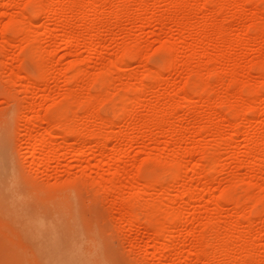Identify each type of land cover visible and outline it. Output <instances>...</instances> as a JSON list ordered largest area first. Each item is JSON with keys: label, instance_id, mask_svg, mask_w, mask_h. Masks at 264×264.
I'll list each match as a JSON object with an SVG mask.
<instances>
[{"label": "rangeland", "instance_id": "1", "mask_svg": "<svg viewBox=\"0 0 264 264\" xmlns=\"http://www.w3.org/2000/svg\"><path fill=\"white\" fill-rule=\"evenodd\" d=\"M42 1L0 0L11 180L0 185V264H60L47 247L52 235L20 205L24 179L82 190L91 211L80 213L94 222L80 221L109 241L111 264H163L161 243L182 264H205L196 256L202 238L208 264H264V0H80L91 3L88 17L98 14L92 32L78 11L60 15L70 0ZM100 24L105 33L90 45ZM170 213L179 219L172 239H155Z\"/></svg>", "mask_w": 264, "mask_h": 264}, {"label": "bare ground", "instance_id": "2", "mask_svg": "<svg viewBox=\"0 0 264 264\" xmlns=\"http://www.w3.org/2000/svg\"><path fill=\"white\" fill-rule=\"evenodd\" d=\"M44 1V0H43ZM43 1H42V3H43ZM62 0H52V2H53V4L55 3H58V2H61ZM69 1V0H68ZM103 1V0H102ZM108 1V0H107ZM36 2V1H35ZM79 2H80V0H79ZM77 0H70V3H69V5H67L66 7H65V9H60V15H65V14H68V13H70V14H74V12H76V11H78V12H76L77 14L79 13L80 15H82V18L84 19V26H85V31L86 32H92V30L94 29L93 27V25L95 24V23H97L98 22V14H94L92 17H88V11H89V8L91 7L90 5H87V4H89L90 2H88V3H84V4H81V2H83V1H81L80 3H79ZM67 3V4H68ZM91 4V3H90ZM103 4V3H102ZM40 5H42V4H40ZM104 5V4H103ZM90 6V7H89ZM92 8V7H91ZM90 8V9H91ZM39 8H37V10H38ZM42 9V8H41ZM26 10H27V8H26ZM99 10V9H98ZM80 11V12H79ZM96 12V11H95ZM98 12H100V10L98 11ZM37 13V12H36ZM38 13H41L40 11H38ZM43 13V12H42ZM35 14V13H34ZM100 14V13H99ZM103 18V17H102ZM99 19H101L100 17H99ZM31 20V19H30ZM102 20V19H101ZM100 21V20H99ZM23 22V21H22ZM22 22H21V24H22ZM101 22H103V21H100V23ZM19 23V22H18ZM31 24V23H30ZM98 24V23H97ZM99 25V24H98ZM97 25V26H98ZM104 25V24H103ZM33 27V26H32ZM8 29V28H7ZM10 32V31H9ZM103 33H105V30H103V28L101 29V24H100V27H98L97 28V30H96V32L94 33V34H92V36H91V40H90V45H92L94 42H95V40L101 35V34H103ZM221 33V32H220ZM221 35V34H220ZM72 44H78V40L76 39H74V40H67V41H65L63 44H62V48H64V49H66L67 47H69L70 45H72ZM119 60H120V58H119ZM121 61V60H120ZM169 64V63H168ZM262 72V71H261ZM105 74V73H104ZM158 74V73H157ZM42 74H40L39 76H41ZM84 76H86V75H84ZM83 75H82V77H84ZM102 76V75H101ZM42 77V76H41ZM45 78V77H44ZM46 78H47V76H46ZM40 79H42V78H40ZM89 93H90V91H89ZM91 96V98H93L92 97V95H90ZM125 98V97H124ZM123 98V99H124ZM29 101V100H28ZM27 101V102H28ZM32 101V100H31ZM126 101H127V99H126ZM87 102H89V101H87ZM19 103V102H18ZM91 103V102H90ZM11 104V103H10ZM16 104V103H15ZM31 103H30V101H29V103H28V105H26V106H28V107H30V109H32V107L31 106H29ZM89 104V103H88ZM9 105V104H8ZM7 105V106H8ZM34 105H35V103H34ZM86 105V107H87V104H85ZM92 105H94V102L91 104V106ZM12 106H13V103H12ZM90 104L88 105V114L91 116L93 113H95V112H93L92 114H90L91 112H92V110H95V109H92V107L90 106ZM93 107H95V106H93ZM6 108V107H5ZM8 108V107H7ZM6 108V109H7ZM13 107H11V109H12ZM89 108H91V109H89ZM96 108V107H95ZM15 109V108H14ZM29 108H27V110H28ZM30 109H29V111H30ZM42 109V108H41ZM16 110V109H15ZM14 110V111H15ZM38 110V109H37ZM87 110V109H86ZM89 110L91 111V112H89ZM12 111V110H11ZM17 111V110H16ZM15 111V112H16ZM31 111H33V109L31 110ZM30 111V112H31ZM14 112V113H15ZM9 113H10V110H9ZM33 113V112H32ZM98 113V112H97ZM11 115L10 116H12L13 114L12 113H10ZM18 114V113H17ZM38 114V113H37ZM15 115V114H14ZM13 115V116H14ZM33 115H35V114H33ZM64 115V114H63ZM96 115V114H95ZM163 115V114H162ZM31 116V115H30ZM35 116H37L38 117V115H35ZM35 116H31V117H29L28 119H27V117H26V119L27 120H31V118L32 119H34V117ZM43 116V115H42ZM93 117H94V114L92 115ZM164 116V115H163ZM163 116H161V117H163ZM5 117L7 118V116L5 115ZM5 117H3V118H5ZM65 117V116H64ZM160 116H159V118H157V115H156V119L158 120V119H160L161 118ZM165 117V116H164ZM2 118V117H1ZM1 118H0V120H1ZM3 118H2V120H3ZM5 118V119H6ZM14 118H16V117H14ZM155 118V117H154ZM151 119V118H150ZM164 120H165V118H163ZM1 120V121H2ZM7 120V119H6ZM40 120V119H39ZM65 120V119H64ZM63 120V121H64ZM69 119H66L65 120V122L66 121H68ZM154 121H155V119H153ZM161 120H162V118H161ZM5 121V120H4ZM37 121V120H36ZM43 121V120H42ZM46 121V120H45ZM62 121V122H63ZM72 121V120H71ZM158 121H160V120H158ZM7 122H9V121H7ZM59 122H61V121H59ZM157 122V121H156ZM158 123V122H157ZM161 123L163 124H165V121H161ZM160 123V124H161ZM57 124H59V123H57ZM68 124H70V123H68ZM74 124V123H73ZM156 124V123H155ZM159 124V123H158ZM157 124V125H158ZM159 124V125H160ZM161 124V126H163ZM65 125H67V124H65ZM64 125V126H65ZM39 126V125H38ZM63 126V125H62ZM63 126V127H64ZM67 126H70V125H67ZM67 126H65V127H67ZM41 127V126H40ZM56 127H57V125H56ZM60 127V126H59ZM62 127V128H63ZM70 127H72V125L70 126ZM7 131V130H6ZM31 133V132H30ZM36 133V132H35ZM74 133H76V134H74ZM73 134V136H74V138L75 139H86V141H87V139L89 140V139H95V133L94 132H91L89 135H86V136H81L82 135V133H77V131H75ZM32 134V133H31ZM34 135V134H33ZM14 136V135H13ZM29 137H31V135L29 136ZM33 138H34V136H32ZM43 137V139H44V137L45 136H42ZM7 137L5 136V131L3 130V128H0V185H2V187L3 188H6V189H8L9 187H10V184H11V180H10V176H9V160H8V141H7V139H6ZM32 138V139H33ZM100 140V139H99ZM14 141V140H13ZM12 141V142H13ZM250 141V140H249ZM97 142V141H96ZM102 142V141H101ZM45 143V142H44ZM97 144H98V142H97ZM99 144H100V142H99ZM256 144V143H255ZM254 144V145H255ZM262 144V143H261ZM13 145V144H12ZM43 145V144H42ZM260 145V144H259ZM15 146V145H14ZM45 146V145H44ZM260 147V146H259ZM263 147V148H262ZM262 149L260 148H258V146L256 147V148H258L259 149V155L258 156H262L263 155V153H264V144H262ZM43 148V147H42ZM44 149V148H43ZM16 151V150H15ZM256 151H257V149H256ZM15 153V152H14ZM89 152H87L86 154H88ZM256 153V152H255ZM41 154V153H40ZM92 154V153H91ZM255 155V154H254ZM41 156V155H40ZM258 156H256V159L258 158ZM35 157H36V155H35ZM55 157V156H54ZM57 157V156H56ZM86 157V156H85ZM87 157H89V156H87ZM260 157L258 158L259 159V161H260ZM40 158V157H39ZM42 158V157H41ZM60 158V157H59ZM255 158V157H254ZM35 159V158H34ZM54 159V158H53ZM55 159H57V158H55ZM86 159H88V158H86ZM262 159V158H261ZM60 160V159H59ZM37 161V160H36ZM55 161V160H54ZM16 164V163H15ZM18 165V164H17ZM18 169H20V168H18ZM23 170V169H22ZM24 173V172H23ZM27 175V174H26ZM27 177H28V175H27ZM176 177H178V176H176ZM175 177V178H176ZM29 178H32L31 176L29 177ZM177 179V178H176ZM29 180H31V179H29ZM27 181V182H30V181ZM32 180H35V179H33L32 178ZM26 181V179H24V186L23 185H20V192H19V194H18V197L20 198V205L21 206H23L22 208H23V210L24 211H26L27 212V214L30 216V218H31V220H32V222L33 223H37L38 225H39V223L41 222V234H42V236L43 237H45V236H47V235H52V239H51V241H49L48 243H47V247L52 251V252H54V253H56V255H57V262L58 263H60V264H86V260L83 258V255L82 256H80V254H79V252L80 253H83V252H86L87 253V255H88V257H89V259L90 260H95L96 262H97V264H111L110 262H109V260L107 261V259L106 260H104L105 258H107V256H105V258L103 257L104 255L103 254H105L106 255V253L104 252V251H102V250H104L103 249V247H104V244H102V242L103 243H106L107 241H105V240H102V242L101 241H99L100 240V238H96V236L95 235H93L92 233H95L96 234V232L97 231H92V229L90 230L89 229V227H92V226H86L84 223L86 222L85 220H87V219H85L86 218V216L83 214L84 213V211H85V213H86V211L88 210L87 208H86V210L84 209L83 210V208L82 207H84V201L82 200V199H84V198H82L81 197V199H80V193H81V191H80V193L78 194V192H79V190L77 191V189L75 188V185H73V184H71V183H60L58 186L57 185H54L55 186V188H52L51 186V190H50V188H49V190L48 189H44V187H46L45 185H46V183H44V185L43 186H41V184L39 183L38 185H36V184H32V183H27V182H25ZM36 181V180H35ZM34 181V182H35ZM41 181V180H40ZM175 181V180H174ZM39 182V180H37V182L36 183H38ZM73 183V182H72ZM177 183V182H176ZM75 184V183H74ZM41 187H40V186ZM53 186V187H54ZM153 186V185H152ZM172 186H174V184L172 183ZM153 189V188H152ZM83 196V195H82ZM10 200V199H9ZM82 200V201H81ZM89 203V202H88ZM153 203V202H152ZM151 203V204H152ZM83 204V205H82ZM149 205V206H151V208L153 209V207L154 206H156L155 205V202H154V206L152 207V205ZM80 205H81V208H80ZM86 205V204H85ZM96 205V204H95ZM129 205V204H128ZM157 205H159V203H157ZM8 206V205H7ZM130 206H132V204H130ZM130 206H127L129 209H131L130 208ZM1 207H2V205H1ZM92 207H93V204H92ZM91 207V208H92ZM85 208V207H84ZM101 208V207H100ZM128 208H126V206H125V210H128L127 212H128V215H129V213H131L132 211V209L131 210H129ZM150 208V207H149ZM151 208H150V210H151ZM82 209V211H83V213L81 214L80 213V210ZM98 209V208H97ZM6 210H8V209H6ZM96 210V209H95ZM94 210V211H95ZM150 210H148V211H150ZM12 211V210H11ZM91 211V210H90ZM90 211H87V212H90ZM98 211V210H97ZM57 212V214H59V216H57V218H55V219H53V217H52V215L54 214V213H56ZM151 212V211H150ZM125 214H126V212H125ZM172 214H173V216H172ZM98 215V214H97ZM131 215V216H130ZM129 216H130V229L133 231V230H135L136 228L138 229V217L136 218L135 217V215L134 214H130ZM134 215V216H133ZM151 217H154V215H151V213L149 214ZM6 216H9V215H6ZM82 216V217H81ZM85 216V217H84ZM123 216H125L124 214H123ZM126 216H127V214H126ZM88 217V216H87ZM96 217H98V216H96ZM101 217V216H100ZM83 219V221H85L84 223L83 222H81L80 221V219ZM127 218V217H126ZM85 219V220H84ZM93 219V218H92ZM101 218H99L98 220H100ZM97 220V221H98ZM88 222H94V221H92V220H87ZM96 221V225L98 224V222ZM164 221H165V224H164V226H163V229H161L162 227L160 226V229H161V231L159 230V228H157V227H154V230L152 231V235H153V237L155 238V239H159V238H165V239H168L169 241H170V239H172L171 237L172 236H170L169 234L174 230V227H175V224H176V222L177 221H179V219H178V215H175L174 213H170V214H168V216L167 217H165V220H163V223H164ZM89 223V224H90ZM151 223L153 224V222L151 221ZM43 224V225H42ZM157 225V224H156ZM159 225V224H158ZM153 226H155L154 224H153ZM38 227V226H37ZM93 228V227H92ZM97 228H99V227H97ZM94 229V228H93ZM100 229V228H99ZM136 229V230H137ZM97 230V229H96ZM102 230V229H101ZM100 230V231H101ZM25 232V231H24ZM92 232V233H91ZM102 232V231H101ZM101 232H99V233H101ZM98 233V232H97ZM24 233H22V235H23ZM103 234H104V232H103ZM25 235L28 237H26L27 238V240H29V242L28 243H30L29 244V246H35V247H37V244L34 242V240L29 236V235H27V233H25ZM98 235V234H97ZM99 237L101 236L100 234L98 235ZM23 237H25V236H23ZM35 237H37V236H35ZM102 237H103V235H102ZM101 237V238H102ZM205 237V236H204ZM104 238H105V235H104ZM103 238V239H104ZM97 239H98V241L100 242H98L97 241ZM106 240H107V238H105ZM40 240V239H39ZM156 240V241H157ZM105 241V242H104ZM206 240L204 239V238H202V239H199L198 241H197V243H196V245L195 246H197V251H196V256L197 257H202L205 261V264H208V262L210 263V261H208V259H207V254H208V252H207V244H205L206 242H208V241H206ZM27 243V244H28ZM42 243V242H41ZM45 243V242H44ZM43 243V244H44ZM109 243V241L107 242V244ZM210 243V242H209ZM103 245L102 247H101V245ZM209 246H210V244H209ZM212 246V245H211ZM210 246V248H212ZM105 247H107V245L105 246ZM109 247V246H108ZM155 248V250H157V251H159V253L162 255V260L164 261V263L163 264H182V263H180V261L179 260H177V259H172V256H171V254L172 253H174L173 254V256H177V254H176V251H175V249H173V248H171V246H167V244H163V243H161V244H158V246H155L154 247ZM107 249V248H106ZM109 249V248H108ZM214 249V248H213ZM211 250V249H210ZM156 251V252H157ZM41 253H43V252H41ZM79 254V255H78ZM107 254H108V252H107ZM104 258V259H103ZM108 258H110V257H108ZM232 258V257H231ZM252 259V258H251ZM228 260V259H227ZM89 261V260H88ZM110 261H112V260H110ZM109 262V263H108ZM113 262V261H112ZM213 262V261H212ZM243 263V262H242ZM249 263V262H248ZM248 263H246V264H248ZM113 264H115V263H113ZM212 264V263H211ZM214 264V263H213Z\"/></svg>", "mask_w": 264, "mask_h": 264}]
</instances>
